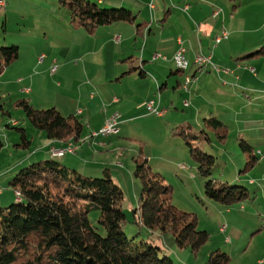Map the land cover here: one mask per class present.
I'll list each match as a JSON object with an SVG mask.
<instances>
[{
    "label": "crops",
    "instance_id": "obj_1",
    "mask_svg": "<svg viewBox=\"0 0 264 264\" xmlns=\"http://www.w3.org/2000/svg\"><path fill=\"white\" fill-rule=\"evenodd\" d=\"M1 1L4 6L0 9V34H8L2 41L19 45V58L0 74V98L8 99L15 94L27 98L36 108L55 106L65 116H76L84 127L90 129L95 124L101 126L116 107L121 111L122 122L117 134L91 137L92 130L81 134L79 140H73L79 145L76 153L57 157L65 164L89 175H102L103 170L109 168L110 160L115 161V158L103 159L99 150L116 147L117 140L138 135L144 138L142 131L138 132V120L147 122L146 119L154 115L147 109L149 101L166 110L164 115L150 119H163L171 130L178 125L200 126L204 117L213 114L228 126L229 121L236 122L239 136L255 150L257 145L264 143V118L243 114V109L249 105L247 97L255 99L254 103L260 109L264 107V61L261 59L264 57L246 56L264 45V0H241L234 7L228 0H91L101 6L125 7L137 15L136 23L116 22L101 26L94 33L74 27L68 11L59 5L58 0H20L21 5H16L17 0ZM137 25H140L139 29ZM223 27L229 31V37L216 44L215 37ZM11 31H16L18 37ZM181 42L186 46L191 62L196 54H212L215 64L229 72L207 68L186 90L187 74L177 72L172 59ZM157 53L166 58L154 59ZM41 55H46L43 61ZM54 63L58 67L52 72ZM196 71V66L192 65L189 74ZM128 78L151 81L136 96L139 100L133 107H137L135 111L138 113H133L124 99L118 100L117 97V101L112 102L115 94H122V88L126 87L123 82ZM171 83H174L173 92L164 91ZM184 95L189 100L180 101ZM178 101L181 109L177 106ZM185 101L189 102L187 106ZM239 103L243 106L239 107ZM111 104H114L112 109ZM11 121L21 125L14 118L4 120V124ZM23 123L29 136L34 133L26 121ZM148 125L150 128L151 124ZM1 131L6 132L7 142L17 146L18 133L10 135L7 130H0V136ZM37 134L39 146L32 148L30 145L20 162L17 160L1 168L2 179L7 184L0 187V207L17 200L9 185L15 172L26 163L53 157L52 148L60 151L71 147H63L66 141L49 139L43 131ZM7 142L4 146L8 147ZM147 155L153 169L158 167L157 171H162L167 168L164 161H158V166H154L152 156ZM177 166L179 168V164ZM241 173L235 181L247 183ZM259 181L257 184L250 178L248 184L264 193V181ZM230 206H225L224 210L218 207L227 225L223 224L220 231L240 236L243 231L234 226L239 223L236 219L240 211L237 206ZM257 231L261 232V227ZM218 248L221 246L215 247ZM259 264H264V259H260Z\"/></svg>",
    "mask_w": 264,
    "mask_h": 264
},
{
    "label": "trees",
    "instance_id": "obj_2",
    "mask_svg": "<svg viewBox=\"0 0 264 264\" xmlns=\"http://www.w3.org/2000/svg\"><path fill=\"white\" fill-rule=\"evenodd\" d=\"M58 3L68 11L74 27H82L89 33L116 22L136 23L137 19L125 7L101 6L91 0H58ZM246 56L264 57V45ZM18 58L17 44L0 45V74ZM177 72L182 71L177 68ZM14 105L51 140L81 137L84 125L76 116H65L55 106L36 108L27 98H19ZM0 114L11 115L1 98ZM6 127L20 134L17 146L31 145L25 127L11 122ZM171 131L185 139L191 157L197 162V171L208 178L204 184L207 197L225 206L249 198L245 183L221 182L212 177L216 156L196 144L204 141L211 144L214 140L224 144L229 136L225 121L211 114L202 119L201 128L187 124L175 126ZM239 146L246 157L241 172L246 173L257 165L262 154L244 138L239 139ZM2 147L0 136V150ZM52 155L19 169L9 182L20 195L15 193L16 201L0 207V264H177L168 254H160L163 249L159 244L127 235L123 228L127 219L124 192L109 168L103 170L102 176L89 175ZM133 160V174L142 187L139 206L134 210L135 222L146 226L151 234L171 232L179 248H190L197 254L210 232L198 228L193 213L172 203V185L153 169L143 147ZM93 211L99 212L96 223L90 219ZM230 262L229 253L218 248L209 253L204 264Z\"/></svg>",
    "mask_w": 264,
    "mask_h": 264
},
{
    "label": "rangeland",
    "instance_id": "obj_3",
    "mask_svg": "<svg viewBox=\"0 0 264 264\" xmlns=\"http://www.w3.org/2000/svg\"><path fill=\"white\" fill-rule=\"evenodd\" d=\"M228 1L234 7L235 5L237 6L241 0H228ZM21 2L22 1L17 0L16 5H21ZM0 5L4 6V4H0ZM220 11H222L221 8L219 12ZM11 32H13V34L18 37L16 31H11ZM7 35L8 34L4 32L0 34V45L7 43L6 41H2L4 38L7 37ZM115 38L118 39V37ZM12 44L14 43H9L7 45H12ZM180 46H184L182 42L180 43ZM184 47L186 48V46ZM22 49H24V47H22ZM45 57L46 55L43 57V59L41 58L42 61L45 59ZM158 57L164 58L166 56L160 53L154 55V59ZM261 59H263L264 61V58ZM54 65L58 67V65L54 63L53 65H51V68ZM222 70L224 72H227L225 71V69ZM262 70L264 71V67L262 68ZM176 76L177 75L173 76V78H175ZM150 82L151 81L147 79L136 81L135 78H128V80L123 82V84L126 86L122 88L123 95L115 94V97L113 96L114 98L112 102L115 103L114 101L117 97L118 100L119 98L124 99L126 100V103L129 105V107L132 109V112L138 113V111H135L137 107H133V105H135V102L139 100L138 97L136 96L140 93L139 91L144 90L145 84ZM172 84L174 83H171L169 86L170 88L168 89L165 88L164 91L173 92L171 88ZM133 95L134 98L132 99ZM6 98L7 97H4V99L1 98L3 102V107L9 110L12 115L0 114V119H1L0 130H7V132L11 133L10 135H17L18 133L17 130L15 129L9 130L6 127V124H4V120L14 118L19 123H21V125H19L18 127H24L22 123L26 121L30 129L34 130V133H31L29 136L31 141L34 140L33 143L31 144V147L33 148L39 146L40 138L38 137L37 133H40L41 130L35 128L26 118L23 110L16 109V106L14 105V102L22 97H17L14 94L10 98L8 99ZM183 99L189 100L188 97L185 95L184 97L181 98L180 101H183ZM254 100L255 99H250V97H247V102L249 103L250 106L247 105L243 109V114L246 113L248 114V116H253V117L258 116L259 118L260 117L264 118V107L263 109L257 107L256 103H254ZM180 101H178L177 106L178 108L181 109ZM187 103L189 104L188 101ZM168 104L169 106L171 105L170 99ZM111 105L112 106L110 107L112 109L114 107V104ZM242 106L243 104L239 103V107ZM171 107H172L171 110L174 111L175 108L173 106ZM116 112L120 114V116L118 117V122L121 123L122 122L121 111L120 109L118 110V108L116 107L108 116H106L101 126H97L95 124L92 125L91 129L84 127L82 136L90 132V130H92L91 131L92 134L89 133V135L91 134V137H96L93 135V133L99 131L106 124L107 119ZM165 112H166L165 109H159L157 106H155L154 112H151L154 113V115L148 117L146 119L147 122H140L141 120H138L139 121L138 132L142 131V133L144 134V138L141 137V135H138L136 138L125 139L120 141L117 140L116 147L112 149L108 147L107 150H99L100 153L101 152L103 153L102 154L103 156H101V158L109 159V160L112 157L115 158V161L110 160V165L108 167L111 168L115 176L113 177L114 180L121 186L124 192L123 208L127 215V219L123 224V228L125 232L129 237H135L136 240L146 239L155 242L157 244L161 243V247L163 251H161L160 254L161 255L168 254L177 264H204L208 258L209 252L213 251L216 246H221L223 250L224 249L229 250L228 253L231 256L230 264H259V260L264 259V254H263L264 228L262 229V226L264 227V193H262L260 190L257 192L256 189L258 188H256L255 185L253 186V184H248V183L250 182V178H253L257 182V184L260 183L259 180L261 179L262 181H264V174H263L264 156L261 158L259 164L254 169L246 173L242 172L240 174L242 178L247 181V183L245 184L249 189V198L234 203L230 206L231 208L237 206L240 209L239 210L236 207V209L240 211V216H237L238 218L236 219L239 222L238 225L236 224L234 226L238 227L241 232L243 231L242 234L240 236H232L229 231L223 233L220 231V228L223 224L224 225L226 224L224 221V216L223 214H220L218 207H223L222 209L224 210L225 205L213 201L206 196L204 184L208 178H206L197 171L196 168L197 162L191 157L189 152V146L185 142V139L180 135H173L171 129L167 128V126L164 124L163 119L160 120L161 122L155 121L154 119H150L156 117V115L162 116L165 114ZM229 122H230L229 136L224 144H220L215 140L211 144L206 141L196 144H201L202 149L210 151L216 156L215 165L212 172V177L216 181L218 180L221 182H226L227 180H229L231 183L232 182L240 183L241 181H235V180L236 178L239 177L238 174L244 168L246 161L245 154L242 152L239 146V139L242 137L239 136L237 123L231 121ZM148 123L151 124L150 128ZM11 124L15 125L16 123L14 121H11ZM195 126L198 128L202 127V125L200 126L195 125ZM119 128H120V124H119ZM18 137L20 142L21 139L19 133H18ZM1 138L3 140V147L0 150V187L4 188L6 187L7 181H4L2 179L3 176L1 173V168L4 165H8V164L12 165L13 162L17 160H18L17 163L20 162V160L27 155L29 149L28 147L23 148L21 146L20 147L15 146L14 143L7 142L6 132L1 131ZM4 142H7L8 147L4 146ZM73 145L76 148L73 147ZM69 146H71L73 153H76L79 147V145L75 143L73 139L66 141V144L63 147H69ZM140 147H143V152L145 156L149 157L147 155L148 153L152 156L154 166H158L157 163L158 161L166 162L165 166L167 168H165V170L162 169V171L158 170V172H160L164 176L165 182L167 184L172 185L173 187L172 203L189 213H193L198 219V228L205 229L210 232V237L208 241L199 249L197 254L192 252L190 248H179L171 232L161 233L157 231L151 234V231L146 226L140 224L139 222H135L134 210L139 206V197L141 195L142 187L140 181L133 174L135 168V162L133 160V157L137 155ZM57 149L59 148H52L51 152L53 153V150L59 151ZM256 150L257 153H261L259 151L264 152V143L257 145ZM58 157H62V156H58ZM31 163L28 164L26 163L25 166H28ZM177 164H179V168ZM156 168L158 167H154V170L157 171ZM16 192L18 191H15L14 193ZM10 204H12V202ZM242 205L245 206L244 209L240 208ZM98 215H99L98 211H93L90 213V219L96 223ZM136 217L137 220L139 221L138 219L139 214H136ZM260 227H261V232L260 231L258 232L257 230ZM248 228H250L251 231L248 230ZM225 252H227V250Z\"/></svg>",
    "mask_w": 264,
    "mask_h": 264
},
{
    "label": "built area",
    "instance_id": "obj_4",
    "mask_svg": "<svg viewBox=\"0 0 264 264\" xmlns=\"http://www.w3.org/2000/svg\"><path fill=\"white\" fill-rule=\"evenodd\" d=\"M0 4H3L2 1L0 0ZM3 6L0 5V8H2ZM215 15H217V12L215 13ZM229 37V31L223 27L220 31V33L215 37V43H220L223 39H227ZM187 49L184 46H180L178 48V50L175 52L174 56H173V61L175 63V66L181 70V71H188V80L186 83L187 89L189 88V84L194 81L197 80L199 78V73L207 68H212V69H216L219 70L220 67H218L212 60V54L210 55H205L203 53H199L195 56L193 63H191L187 56ZM44 55L41 57L43 58ZM166 58V57H164ZM192 65L196 66V74H189ZM57 66H53L52 67V72L56 71ZM222 69H220L219 71H221ZM225 71L229 72L228 69H225ZM115 101H117V98L115 99ZM185 104L188 105L187 101H185ZM147 107L148 110L151 112H154L155 110V105L153 103V101H150L147 103ZM156 112V111H155ZM120 116V114L118 112L114 113L111 117H109L106 121V124L99 130L96 131L95 133H93L94 136H102V137H106V136H110V135H114L116 133H118L119 131V124L120 122H118V117ZM73 152V151H72ZM262 153V157L264 156V152L259 151ZM66 153H71V152H58L53 150V154L55 156H63ZM259 153V154H261ZM261 157V158H262ZM17 196L19 197V193H16Z\"/></svg>",
    "mask_w": 264,
    "mask_h": 264
},
{
    "label": "bare ground",
    "instance_id": "obj_5",
    "mask_svg": "<svg viewBox=\"0 0 264 264\" xmlns=\"http://www.w3.org/2000/svg\"><path fill=\"white\" fill-rule=\"evenodd\" d=\"M182 72H184L185 74H187L186 76H185V89L187 90V86H186V83H187V80H188V71H182ZM74 147V146H73ZM76 148V147H75ZM73 150H72V148L71 147H69L67 150H60V151H58V152H72ZM73 153V152H72Z\"/></svg>",
    "mask_w": 264,
    "mask_h": 264
}]
</instances>
